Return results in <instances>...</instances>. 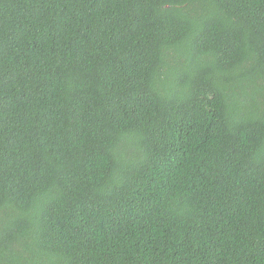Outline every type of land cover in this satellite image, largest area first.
I'll return each instance as SVG.
<instances>
[{"label": "trees", "instance_id": "obj_1", "mask_svg": "<svg viewBox=\"0 0 264 264\" xmlns=\"http://www.w3.org/2000/svg\"><path fill=\"white\" fill-rule=\"evenodd\" d=\"M0 264H264V0H0Z\"/></svg>", "mask_w": 264, "mask_h": 264}]
</instances>
